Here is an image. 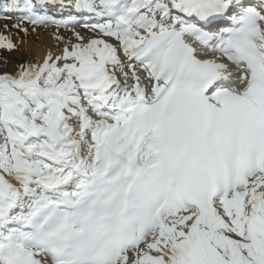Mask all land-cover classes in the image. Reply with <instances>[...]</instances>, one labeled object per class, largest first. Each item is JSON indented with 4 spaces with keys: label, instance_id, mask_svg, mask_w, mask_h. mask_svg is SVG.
<instances>
[{
    "label": "snow or ice",
    "instance_id": "6c2138e0",
    "mask_svg": "<svg viewBox=\"0 0 264 264\" xmlns=\"http://www.w3.org/2000/svg\"><path fill=\"white\" fill-rule=\"evenodd\" d=\"M0 19L71 33L0 69V264H264V0H0Z\"/></svg>",
    "mask_w": 264,
    "mask_h": 264
},
{
    "label": "rangeland",
    "instance_id": "374dc122",
    "mask_svg": "<svg viewBox=\"0 0 264 264\" xmlns=\"http://www.w3.org/2000/svg\"><path fill=\"white\" fill-rule=\"evenodd\" d=\"M0 20H1L0 32H3L5 35L10 36L13 42L16 43L18 46L16 50L11 52H8L6 50H0V69H3L5 67V61H6L7 68L11 71H15L17 65L20 63L35 62L38 60H42L43 59L42 56H45L48 50H52L53 52L59 51V49L57 48V43L54 42L53 44H48L49 45L48 50H44V51L41 50L42 49L41 44L45 40H50L51 37L54 36L55 33H57V31H54L53 28L40 27L41 30H38V32L40 33L39 35L37 32L29 31V35L24 36L23 33H17V30L13 28L12 25L10 24L11 22L10 20L15 21L16 19H8L7 21L4 19H0ZM5 24L8 25V29H9L8 31H5L3 27ZM26 26L31 27L30 25H26ZM76 31H79L82 34L87 32L83 29H78V28H76ZM66 33L67 32H64V34ZM68 33L71 35L70 32ZM59 34L64 36V34L62 33ZM24 42L31 44L30 51L27 53L24 51V47H23Z\"/></svg>",
    "mask_w": 264,
    "mask_h": 264
},
{
    "label": "bare ground",
    "instance_id": "6f19581e",
    "mask_svg": "<svg viewBox=\"0 0 264 264\" xmlns=\"http://www.w3.org/2000/svg\"><path fill=\"white\" fill-rule=\"evenodd\" d=\"M16 23H17L16 21L10 22L11 25H14V24H16ZM30 29L32 30V28H30ZM34 32H37L38 35L40 34V33L38 32L37 29H36ZM59 33L64 34V32H59ZM33 34H34V33H33ZM46 34H47V33H46ZM64 36L67 38L68 36H70V34L67 32L66 34H64ZM39 39H40V38H39ZM39 39H38V41H39ZM53 42H54V43H57V42L55 41V39H54V36H52L50 40H45V41L41 44V48H42L41 50H42V51H44V50H48V49H49V45H48V44H53ZM23 47H24V51L27 53V52L30 51L31 44H29V43H27V42H24ZM39 47H40V46H39ZM41 50H40V51H41ZM57 52H58V51H57ZM42 58H44V56H42Z\"/></svg>",
    "mask_w": 264,
    "mask_h": 264
}]
</instances>
